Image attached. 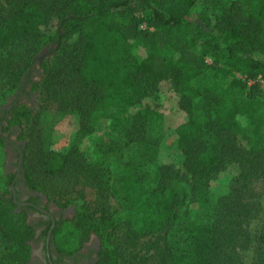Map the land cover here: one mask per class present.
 <instances>
[{"label": "trees", "instance_id": "obj_1", "mask_svg": "<svg viewBox=\"0 0 264 264\" xmlns=\"http://www.w3.org/2000/svg\"><path fill=\"white\" fill-rule=\"evenodd\" d=\"M5 1L9 8L0 4V103L24 87V77L40 51L56 45V52L68 55L67 62L56 69L43 62L44 79L32 88L48 94V101L59 111L77 114L82 136L92 132L95 117L118 107L131 119L126 138L143 143L148 129L165 128L166 114L149 100L166 83L178 99V113L184 114L174 130L185 157V173L170 165L158 168V187L154 192L142 188L144 197L134 200L135 213L126 222L127 233L145 240L141 245L146 254L135 255L130 262L113 247L124 226L107 203L99 202L98 220L79 210L56 231V238H64L61 248L75 252L94 233L102 244L98 264H149L156 257V264H248V253L250 264H264V115L256 82L264 76V0H244L250 6L247 13L234 6L230 15L214 18L201 11L202 0H188L179 8H169L166 0ZM115 16H126L128 22H116ZM85 27L88 30L76 43H67ZM174 45L179 50L177 59L166 54ZM208 56L215 61L226 58L228 68L222 72L232 81L223 91L194 85L207 68ZM238 73L255 82L239 104L234 95L245 91L247 82L238 79ZM11 104L13 108L4 115L0 109L4 158L7 141L1 128L3 132L12 127L23 130L24 120L33 113L26 104ZM240 116L250 119L248 137L241 135ZM22 152L27 161L29 155L25 149ZM86 159L75 145L66 155L43 149L33 152L32 163L59 187L73 174L77 179L84 176L83 184L99 188L106 180L103 174L91 172ZM233 166L239 173L219 198L213 222L199 226L190 237L192 253L170 247L168 237L184 223L191 196L202 201L200 196L208 192L212 181ZM24 177L30 190L41 192L29 171ZM1 178L0 237L5 248L0 264H28L35 229L26 209L20 210L14 202L15 175L4 171ZM152 238L155 241L147 240Z\"/></svg>", "mask_w": 264, "mask_h": 264}, {"label": "rangeland", "instance_id": "obj_2", "mask_svg": "<svg viewBox=\"0 0 264 264\" xmlns=\"http://www.w3.org/2000/svg\"><path fill=\"white\" fill-rule=\"evenodd\" d=\"M188 0H166L169 8H179ZM0 4L8 7L9 4L5 0H0ZM240 8L244 13L250 9L247 1L244 0H202L199 4L204 15L211 17H221L222 13L230 15L231 8ZM9 8V7H8ZM7 8V9H8ZM113 20L116 22L127 23L128 17L115 16ZM145 29L146 26H143ZM53 26L50 32H53ZM88 27L76 31L67 40L68 44L76 43L83 32ZM28 46V45H27ZM58 47L52 45L40 51L35 58V63L30 71L24 77V84L28 81L33 83L40 82L44 79L45 72L42 69V63L48 64V68L56 69L63 62H67L68 55L62 52H56ZM141 55L144 51L141 49ZM59 54V57H56ZM169 58L177 59L179 57L178 46L174 45L167 51ZM206 65L204 73L194 80V85L200 89H210L212 91H223L230 82L231 77H226L222 72L227 69V61L223 56L218 61L212 56L206 57ZM236 77L247 82V89L243 92H236L234 100L236 103L244 101L247 92L254 81L248 80L245 75L236 74ZM261 88V95L257 97L260 104V114L264 115V76H259L256 81ZM15 95L9 98L5 103H0L2 115L6 112ZM48 94H40L38 91L30 92L22 97L24 104L28 105L33 113L23 122V130L8 129L6 132L1 131L7 140L5 151L6 158L0 152V184L1 176L4 171L11 174L17 172V154L11 149V142L19 144L22 151L29 155L27 161L23 158L24 176L28 173L32 174L37 181L47 204L53 201L58 207L63 209H71L72 211L82 210L88 214L93 220H98L102 215L101 206L97 205L107 203L112 212H116L115 217L120 219L124 232L121 237L114 238L113 247L124 256L125 260L130 261L135 255L146 254V249L141 245L145 240H137L135 234L127 233V221L135 213L134 200L142 194V188L148 192H154L159 185L158 168L162 166H172L175 170L185 173L184 154L178 143V136L175 127L178 126L184 117V114L178 113V99L169 83L163 86V89L155 94L153 100L149 103L157 104L160 110L167 116L164 127L150 128L145 133L143 143L130 142L125 136V132L131 124V119L127 111L110 107L99 117L94 118V129L91 133L82 136L80 118L75 113H64L59 111L58 106L48 101ZM50 100V99H49ZM154 101V102H153ZM240 132L244 137L251 135L250 119L247 116L238 118ZM3 129V128H1ZM21 137V138H20ZM78 145L79 149L86 155V162L89 163L91 172L95 174H103L106 183L95 188L82 183L85 178L77 179L73 174H69V182L64 187H59L55 181L45 178L39 174L37 168L34 167V154L43 149L44 151H52L58 155H66L73 146ZM12 154L9 155V153ZM74 170L71 169L70 172ZM239 173L236 166L230 168L223 173L217 180L212 181L208 192L204 196H200L202 201L188 200L187 215L182 221V226L174 230L168 237L169 246L179 248L183 252L192 253L193 247L190 237L193 232L201 225H208L213 222L219 198L227 193L233 178ZM19 189H21L20 197L22 200L30 194L27 193L28 186L20 178L18 179ZM112 189L107 188V185ZM179 190L180 187L178 186ZM183 188H188L183 186ZM30 190V189H29ZM189 190V188H188ZM38 192V191H37ZM51 204V203H50ZM49 204V205H50ZM52 205V204H51ZM66 209V210H67ZM71 215V214H70ZM32 220H39V215H34ZM126 233L129 236H126ZM58 244H63L64 238L60 237ZM71 240H74L73 238ZM155 241V238L147 239ZM5 248V244L0 237V252ZM152 254V252L150 253ZM149 254V255H150ZM149 255L147 257L149 258ZM157 257L152 259L149 264H156ZM247 263H251L248 253ZM134 264H139L136 262Z\"/></svg>", "mask_w": 264, "mask_h": 264}, {"label": "flooded vegetation", "instance_id": "obj_3", "mask_svg": "<svg viewBox=\"0 0 264 264\" xmlns=\"http://www.w3.org/2000/svg\"><path fill=\"white\" fill-rule=\"evenodd\" d=\"M33 82L28 81L24 87L15 94L12 103L24 104L22 97L30 92ZM10 104L9 109L13 108ZM3 127H7L4 123ZM16 130L17 127L10 128ZM2 131V129H1ZM7 141V140H6ZM11 143V149L14 154H17V172L15 179L11 185V190L14 195V202L18 205L19 209H26L28 214V222L35 229V236L30 242L32 253L31 259L28 264H98L99 253L101 252L102 244L98 236L94 233L90 236L89 240L76 250L64 251L61 245L58 244L61 238H56V233L59 228H62L68 220L73 219L76 212L71 209H63L58 207L53 201L47 204V199L37 191L27 189L30 194L24 200L21 199V189H19L20 178L26 183L23 170V152L19 144L8 141ZM12 152L9 153V155ZM71 214V215H70ZM34 215H39V220H32ZM57 231V232H56Z\"/></svg>", "mask_w": 264, "mask_h": 264}]
</instances>
